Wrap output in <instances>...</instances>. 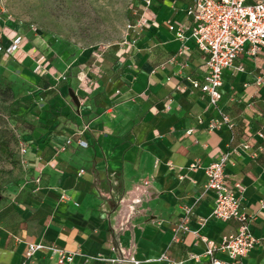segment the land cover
Returning <instances> with one entry per match:
<instances>
[{
	"label": "crops",
	"instance_id": "0c3cea01",
	"mask_svg": "<svg viewBox=\"0 0 264 264\" xmlns=\"http://www.w3.org/2000/svg\"><path fill=\"white\" fill-rule=\"evenodd\" d=\"M191 3L152 0V23L138 37L139 47L114 44L102 59L97 88L84 87L77 75L92 49L65 70L43 56L46 70L41 73L31 57L8 60L24 74H35L36 83H27L50 102L45 108L52 105L65 114L49 123L41 120L25 136V155L35 178L43 172L40 192L14 220L17 225L0 227V264H24L30 242L74 252V260L66 264H122L116 259L125 256H134L140 264H167L159 261L166 250L175 259L189 251L202 254L205 244L194 230L220 241L238 225L213 217V192L194 206L191 232L182 234V242L172 244V227L201 192L206 168L230 149L236 151L227 172L232 182L245 186L244 204L255 214L251 226L259 239L246 261L264 264V87L254 85L264 71V51L255 59H241L246 72H225L220 106L236 127L208 130L214 107L188 80L203 76L207 56L193 40L175 35L179 23H191ZM167 22L175 23L173 31ZM26 36L24 49L31 39L34 44L25 50H38L34 38ZM64 73L69 74L66 80L61 78ZM70 89L78 95L79 106ZM86 124L89 146L80 147L75 139L60 150L67 137ZM247 142L255 155L243 149ZM81 168L85 173L79 176ZM63 193L68 198H62ZM200 218L206 219L203 225ZM218 256L229 259L223 253ZM56 257L40 250L27 264H57Z\"/></svg>",
	"mask_w": 264,
	"mask_h": 264
},
{
	"label": "built area",
	"instance_id": "2783aa9c",
	"mask_svg": "<svg viewBox=\"0 0 264 264\" xmlns=\"http://www.w3.org/2000/svg\"><path fill=\"white\" fill-rule=\"evenodd\" d=\"M151 5L152 0H132V17L127 23V33L119 45H133L145 27L152 23L148 16ZM188 13L192 18L191 23L189 25L179 23L175 35L183 40H193L196 47L207 56L203 76L188 77L190 87L207 95L210 105L214 107L215 113L209 122L208 130L213 131L220 125H226L233 130L237 125L236 121L220 106L224 75L227 70L233 74L246 72V65L241 59L243 57L255 59L264 51V1L192 0ZM167 27L173 31L176 26L173 22H167ZM5 36L7 40L0 38V62H7L16 55L22 59L31 57L37 62L35 71L41 73L46 70L45 60L40 56V51L24 49L28 40L26 34L15 29L12 35L6 32ZM113 46L114 44L110 42H101L92 49L89 61L77 72L84 87L91 89L99 86L97 77L103 72L102 59ZM68 76L69 74L64 73L61 78L66 80ZM254 85L264 87V71L257 75ZM88 129L89 125L86 124L83 129L67 137L60 150H67L75 139L78 146L88 147L89 142L84 138ZM191 132L193 128L188 131ZM243 149L249 154H256L250 142L245 143ZM27 151L28 146L24 145L22 153L25 154ZM235 151L236 149L225 151L206 168L207 180L201 192L195 197L192 205L186 206L183 220L172 227V244L182 242L184 232H191L189 221L194 215V206L207 192L214 194L213 217L225 222L236 221L238 225L235 231L224 234L220 241H216L201 234L199 230H194L193 233L205 244L202 254L189 251L185 258L175 259L166 250L161 254L159 261H165L167 264H189L193 261L199 264H248L246 257L256 248L259 239L251 226L255 214L249 213L244 204L245 186L240 181L232 182L227 172L228 165L233 163L232 156ZM84 173L85 169L81 168L78 175L82 176ZM42 174L40 170L35 178L38 185L36 189H39ZM62 198H68L67 194L63 193ZM260 210L264 211V202ZM205 222L206 219H199L201 225ZM40 250H49L57 255V264L72 262L75 257L74 252L65 248L30 242L27 244L24 264ZM220 253L226 254L229 259L219 257ZM202 256L207 258L205 262L202 261ZM116 261L122 264L141 263L134 256L117 258Z\"/></svg>",
	"mask_w": 264,
	"mask_h": 264
},
{
	"label": "rangeland",
	"instance_id": "374dc122",
	"mask_svg": "<svg viewBox=\"0 0 264 264\" xmlns=\"http://www.w3.org/2000/svg\"><path fill=\"white\" fill-rule=\"evenodd\" d=\"M132 0H0V34L16 30L34 38L40 56L55 68L67 69L101 42L119 43L127 33ZM34 44L29 39L28 49ZM138 39L133 47H139ZM28 74V73H27ZM10 62H0V227L14 220L39 197L35 168L22 153L25 136L41 120L48 123L64 110L50 105ZM31 76V77H29ZM24 78V80H23ZM26 80V81H25ZM28 80V81H27ZM73 108V100H69Z\"/></svg>",
	"mask_w": 264,
	"mask_h": 264
},
{
	"label": "water",
	"instance_id": "95a60500",
	"mask_svg": "<svg viewBox=\"0 0 264 264\" xmlns=\"http://www.w3.org/2000/svg\"><path fill=\"white\" fill-rule=\"evenodd\" d=\"M71 97L73 98L74 102L79 106L80 105V99L78 95L74 92L73 89L69 90Z\"/></svg>",
	"mask_w": 264,
	"mask_h": 264
}]
</instances>
